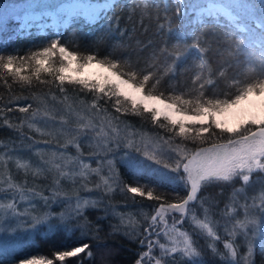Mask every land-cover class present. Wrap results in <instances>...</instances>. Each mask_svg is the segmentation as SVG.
I'll use <instances>...</instances> for the list:
<instances>
[{"label":"snow or ice","instance_id":"snow-or-ice-1","mask_svg":"<svg viewBox=\"0 0 264 264\" xmlns=\"http://www.w3.org/2000/svg\"><path fill=\"white\" fill-rule=\"evenodd\" d=\"M81 18L102 25L87 53L78 44L70 50L62 32L30 44L23 55L0 51V83L9 91L13 84L29 90L54 84L61 94L49 89L0 97V126L17 132L21 144L30 140L32 155L39 157L34 161L15 141L0 139V223L5 225L0 264H54L25 252L40 225L42 239L61 234L72 241L71 234L80 232L79 246L55 252L60 264L82 253L91 257L90 244L82 240L93 231L85 211L102 204L105 216L111 208L119 219L111 225L113 233L138 239L144 249L135 264H256L255 253L264 255V0H70L55 6V19L62 24ZM150 30V36L140 38ZM213 49L237 63L242 57L243 73L229 76L227 61L214 70L208 60ZM193 71L190 81L181 79ZM66 85L91 99L72 100ZM57 104L63 114L60 127L52 129ZM13 111L24 114L18 122L7 115ZM129 115L149 116L159 131L137 127L124 119ZM25 127L40 136L66 138L45 159L40 142L25 136ZM82 141L95 150L85 156ZM118 163L131 182L124 180ZM29 177H51V183L30 187ZM225 186L231 191L220 209L217 197ZM213 187L220 192L213 194ZM81 190L98 195L81 196ZM117 193L137 211H117L111 203ZM65 201L70 210L51 211ZM29 229L28 235H14ZM100 230L97 224L94 231Z\"/></svg>","mask_w":264,"mask_h":264},{"label":"trees","instance_id":"trees-1","mask_svg":"<svg viewBox=\"0 0 264 264\" xmlns=\"http://www.w3.org/2000/svg\"><path fill=\"white\" fill-rule=\"evenodd\" d=\"M63 0H39L35 2H31L30 0H0V5H12V4H25L23 8H21L18 12L21 13L23 10L30 8V5H40V6H50L49 8H53L56 5H58ZM121 2H125V0H121ZM167 2L170 4L171 0H167ZM199 2L205 3L204 0H199ZM36 3V4H33ZM120 13L119 8H117V14ZM124 21H121V25L123 26ZM102 25H89L83 21V19H79L76 23H70L66 26H61L58 28H54L53 26L49 25L46 26L43 31H40L38 27L31 26L28 29L20 28L19 27V20H16L13 18V16L9 15L6 18H2L0 16V51H3L5 54L8 53H14L16 50H19V53L21 55L24 54V51L27 50L28 46L36 41L43 40L45 38L51 37L54 33H64L63 41L67 42V44L70 46V50H74V45H79V51L82 53H87L91 48L95 47L94 44L97 35L99 34V29ZM151 31L149 33L145 34V36L140 37L141 39H146L148 36L151 35ZM111 43H115V41H112ZM99 50L101 53L106 52V46L100 45ZM137 53L133 51V58ZM141 56H146V52L139 53ZM208 60L209 63L212 65L213 69L218 71L220 67H222L225 62H230L231 67L227 68V74L229 76H235L237 74L243 73L245 69V64L243 63V58L241 57V61L237 63L235 60H231L227 54L225 53L223 56L218 55L213 49L210 53H208ZM187 63V62H186ZM184 65H181L183 67ZM194 74L193 72L185 73L181 79L189 80L191 79V76ZM7 76V73L4 74ZM44 79L51 80V77L44 76L42 77ZM9 83H11V78L9 77ZM35 84V81H33ZM221 86L223 82L221 81ZM66 87L69 89L67 95L72 100H77L79 97H84L86 100L91 99V95L88 94L85 96L83 92L79 93V97L77 96V91H73V86L66 85ZM49 89H51L53 92L56 93L57 96H60L61 94L58 92L54 84H47V85H37L35 88L29 90V89H21L18 85L13 84L11 91H9L8 88H6L2 83H0V97H4L5 100H7L10 96H30L32 91L38 92V93H46ZM26 102L21 101L20 106H24ZM103 104V102H101ZM12 107L13 105H9ZM108 108V111L115 115L114 109L111 107V105H105ZM35 107V105H34ZM55 108L58 110L57 113V120L56 122H50L49 127L52 129H57L60 127L58 116L63 114V108L61 105L57 104ZM8 117L18 122L19 118H21L24 114L19 113L18 111H13L11 113H7ZM124 119L129 120L133 124H135L137 127H140L141 124H143V129L149 132L152 131H159L158 128H154L151 124V118L149 116H145L143 118L136 117V116H127L124 117ZM2 123V122H0ZM43 126V125H41ZM66 127H72V124L70 123ZM23 132L25 136H31L36 141H39L38 147L43 150L42 154L45 156V159H47L48 155L51 153L52 150H56L59 148L60 144L64 143V140L66 137L56 135L54 137L49 136H40L34 131H29L26 127L23 129ZM93 135L92 133H89V136ZM0 139H3L5 141H8L9 139L16 142V146L20 149L23 155L25 156H31V158L36 161L39 159V157H36L32 155L33 152H35V148L29 149V145L31 144L30 140L25 139L23 143H20L19 134L13 130L8 129L6 126H0ZM49 141V144H44L43 141ZM82 148L84 150L85 156H87L90 152L94 151V148L87 147V142L82 141ZM68 151L71 152L73 155H75V150L69 146ZM135 155H139L137 153H134ZM92 167H96L95 160L92 161ZM117 167L120 169V172L126 182H131V177L126 171L125 166L121 164H117ZM14 171V170H13ZM21 177L17 175V179H20ZM255 179V178H254ZM35 183L36 185H39L40 187H44L45 185H50L51 183V177H49L48 180L44 179H38L36 181H33L31 177H29V186L31 187ZM237 186H239V182H237ZM66 188L71 190V187L69 185H65ZM255 187V186H254ZM39 190V189H38ZM219 187H213L209 189L213 194H216L220 192ZM231 191V188L228 186H225L223 188V195L218 196L217 199L220 200L219 208H224V204L227 201V197L229 192ZM253 189H249V192H251ZM45 195H49L47 189L44 190ZM81 196H97V193H86L81 190ZM58 199L63 200V197H60ZM109 200L108 197L104 198L105 203ZM72 206L75 204V200L71 202ZM111 203L116 206L117 211L120 212H136L137 208L134 206H131L130 202L126 205L125 197L121 194L117 193L113 197H111ZM154 202L145 201V204H151ZM23 206H21L22 208ZM62 210H70L67 208V201H65L64 204H53L51 211L53 212H60ZM150 210V209H149ZM218 211V209L216 210ZM85 216H87L88 220L93 225V231L89 233L88 236L83 237L82 240L84 243L90 244V251L92 252V256L88 257L86 254L82 253L79 257H73L70 258L65 262V264H135V260L137 259V254L140 251H143L144 249L139 245L138 239L136 241H131L128 238H126L124 235L120 233H113L111 225H118L119 219L111 214V208L108 210V215L105 216V210L104 205L93 209L89 208L85 211ZM100 217H104L103 219H98ZM216 219H220L219 215L215 217ZM100 226V231L95 232V226ZM185 226L187 227V222L185 223ZM44 226L40 225L38 226V230L34 233V243L25 249V252L31 255H43L48 259H53L54 264H60L59 261L55 260V252L66 250L64 245H69L72 247L79 246L78 242H76V238L80 237V232L77 231L74 234H71L73 236L72 241H67L63 238L61 234H57L56 236H53L51 239H42L40 233L43 232ZM143 230V226L141 227V231ZM221 235L223 234V229L220 230ZM27 235V234H26ZM239 239V238H238ZM202 244L204 243L203 240L200 241ZM223 240L218 242V246L222 245ZM255 261L256 264H264V255L261 254L260 251H257L255 253ZM216 264H219L217 261Z\"/></svg>","mask_w":264,"mask_h":264},{"label":"rangeland","instance_id":"rangeland-1","mask_svg":"<svg viewBox=\"0 0 264 264\" xmlns=\"http://www.w3.org/2000/svg\"><path fill=\"white\" fill-rule=\"evenodd\" d=\"M30 1L39 2V0H30ZM67 2H70V0H63L59 4L67 3ZM204 2L207 3L208 0H204ZM33 4H36V3H33ZM12 5L17 6L15 9V12L11 10L5 11L9 5H0V16L2 18H6L7 16L12 15L14 19L19 20L20 28L28 29L31 26H36L38 27L40 31H43L45 27L49 25L53 26L54 28L66 26L65 24H62L55 19V7L47 8L46 10L43 7L28 8V9L23 10L21 13H19L18 11L26 5L25 4H12ZM44 11H47L48 14L41 15V12H44ZM20 210L23 211V207ZM10 224L11 226L15 227V221H11ZM4 226H5L4 224L0 223V228H3ZM32 231L33 230L29 229L26 232H18L14 235H26V234L28 235L29 233H32ZM2 235H4V233L0 232V236ZM219 247L221 248V250H223L222 245H220Z\"/></svg>","mask_w":264,"mask_h":264}]
</instances>
